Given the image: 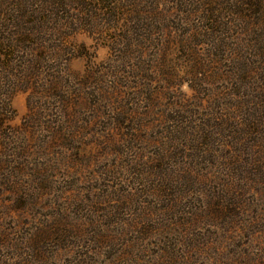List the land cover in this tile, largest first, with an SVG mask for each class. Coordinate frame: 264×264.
I'll return each mask as SVG.
<instances>
[{"label": "rangeland", "instance_id": "374dc122", "mask_svg": "<svg viewBox=\"0 0 264 264\" xmlns=\"http://www.w3.org/2000/svg\"><path fill=\"white\" fill-rule=\"evenodd\" d=\"M43 1L42 63L0 62V264H264V137L244 133L264 110L234 57L257 50L264 15L237 0L65 15L0 0V35L13 4ZM251 66L256 96L264 58Z\"/></svg>", "mask_w": 264, "mask_h": 264}, {"label": "trees", "instance_id": "16d2710c", "mask_svg": "<svg viewBox=\"0 0 264 264\" xmlns=\"http://www.w3.org/2000/svg\"><path fill=\"white\" fill-rule=\"evenodd\" d=\"M49 1V0H47ZM55 7L58 6V9L61 11L60 13L62 15L73 14L74 12H80L81 10H87L90 11L92 9V6L88 5L87 0H51ZM78 1V2H77ZM89 1V0H88ZM97 3L99 2H106V0H92ZM75 2H77L78 9L74 6ZM46 1L40 2V3H31L28 5V3L23 2H17L13 4L14 12V20H13V26L14 30L10 35H0V62H4V64L7 65V68L13 69V63H22V64H39L42 63V60L33 59L30 60L29 56L34 55L33 52L37 51V54L42 57V50L45 48L42 46V40L41 38L46 37V32L52 30L51 28L46 25L49 23L47 19L50 18L49 13L53 12L52 8L51 11L48 9H45L44 6L46 5ZM234 7L236 9L237 14L243 16L244 18H248L249 16H252L249 14V8L251 7L255 8L256 11L259 12L260 16L264 15V0H237L234 2ZM77 9V10H76ZM104 9H107V7L104 6ZM250 9V10H251ZM54 13V12H53ZM138 19V18H137ZM136 19V20H137ZM259 20V19H257ZM247 25V22L245 23ZM141 29V28H140ZM140 31V30H139ZM253 32H256L255 28L252 30ZM67 37H61L58 38L56 41H54L53 48H58L59 50L67 49L65 39ZM264 38V31H261L258 35V37L254 40V42L257 43V46L252 45L249 49L257 48V50L252 52L249 56L250 59H248V51L243 48L239 47L240 51H242V55L240 56H234L238 57L239 60L247 61L249 60L250 67L247 68V65H244V68L241 66L242 73L241 82L242 86L239 89L245 88L246 85L249 86V89H252L253 92L247 93L249 96H254L252 103L254 106H256L257 112H260L261 110H264V88H260L257 92V95L255 96L254 91L255 88H251L253 86V79L254 76H252V73L256 70L253 69L251 66V62L257 66V63H259V60L261 58H264V49L262 48V45L264 43L258 42V39ZM42 46V47H41ZM220 46V45H219ZM222 47V54L221 57L225 58L226 54L228 53V49H225V47ZM49 48V47H48ZM253 58V59H252ZM36 60V61H35ZM234 60L237 61L236 58ZM43 62H45V59H43ZM239 62V61H237ZM5 65V66H6ZM241 65V64H240ZM248 69H251L250 72ZM253 69V71H252ZM257 119L256 122L252 121L251 119ZM251 119H247L248 124L246 125L245 134L248 136V138L251 141L250 145H254L255 147H258L260 145V142L263 141L264 137V119L263 117H258V114H253V117ZM205 129L203 128L201 134L206 136H212L213 134L209 131L204 132ZM200 134V135H201ZM246 146V145H245ZM259 157L255 159L254 166L256 169L262 170L264 168V147L259 150L257 153ZM263 180L264 176L262 175Z\"/></svg>", "mask_w": 264, "mask_h": 264}]
</instances>
